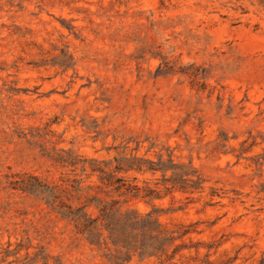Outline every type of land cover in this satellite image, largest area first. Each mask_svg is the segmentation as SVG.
I'll list each match as a JSON object with an SVG mask.
<instances>
[{"label": "rangeland", "instance_id": "rangeland-1", "mask_svg": "<svg viewBox=\"0 0 264 264\" xmlns=\"http://www.w3.org/2000/svg\"><path fill=\"white\" fill-rule=\"evenodd\" d=\"M0 264H264V0H0Z\"/></svg>", "mask_w": 264, "mask_h": 264}, {"label": "trees", "instance_id": "trees-1", "mask_svg": "<svg viewBox=\"0 0 264 264\" xmlns=\"http://www.w3.org/2000/svg\"><path fill=\"white\" fill-rule=\"evenodd\" d=\"M91 204H95L100 211V214L94 218L86 212V208ZM64 215L73 222L76 232L85 236L91 244L106 245L107 241L110 240L113 243H121L122 247L127 250L130 249L131 245L133 246V238L137 236L134 234L137 226L141 231H144L145 226L150 225V216L139 219L137 216L127 215L122 218L121 215L117 214L113 205L108 206L107 203L96 197L89 199L78 209L67 207ZM128 228L131 230L128 231ZM102 229L108 231L107 236H103ZM168 239L172 238L169 237Z\"/></svg>", "mask_w": 264, "mask_h": 264}]
</instances>
